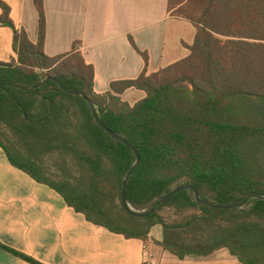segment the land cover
Returning <instances> with one entry per match:
<instances>
[{
    "label": "trees",
    "instance_id": "trees-1",
    "mask_svg": "<svg viewBox=\"0 0 264 264\" xmlns=\"http://www.w3.org/2000/svg\"><path fill=\"white\" fill-rule=\"evenodd\" d=\"M33 4L35 45L0 1V26L11 29L17 56L0 62V148L9 164L54 190L87 222L145 247L159 227L162 240L154 245L179 260L227 250L239 264H264V200L214 210L183 191L149 217L128 215L121 185L134 154L98 126L85 100L61 91L82 92L101 124L137 150L140 163L125 196L136 213L180 186L213 205L264 196V0H168V15L196 29L193 44L184 45L189 55L149 76L112 83L103 95L93 91V67L78 44L65 55L44 54L43 0ZM176 7L184 9L178 17L170 13ZM42 80V87L23 90ZM131 88L146 94L133 107L119 97ZM166 210L187 215L165 221ZM0 249L40 264L1 243Z\"/></svg>",
    "mask_w": 264,
    "mask_h": 264
},
{
    "label": "crops",
    "instance_id": "crops-1",
    "mask_svg": "<svg viewBox=\"0 0 264 264\" xmlns=\"http://www.w3.org/2000/svg\"><path fill=\"white\" fill-rule=\"evenodd\" d=\"M9 18L28 41L38 40V13L33 0H0ZM168 0H43V52L53 58L78 44L93 67V91L103 95L112 83L136 80L171 66L189 55L196 29L182 33L185 21L170 17ZM187 23V22H186ZM11 29L0 26V62L16 61ZM141 53L147 55V63ZM146 94L127 89L119 97L133 107ZM155 227L148 249L161 242ZM0 243L40 264H143L144 243L95 226L67 206L46 185L12 167L0 148ZM155 264H239L227 250L200 260H179L164 252ZM157 262V263H156ZM0 264H29L0 249Z\"/></svg>",
    "mask_w": 264,
    "mask_h": 264
},
{
    "label": "water",
    "instance_id": "water-1",
    "mask_svg": "<svg viewBox=\"0 0 264 264\" xmlns=\"http://www.w3.org/2000/svg\"><path fill=\"white\" fill-rule=\"evenodd\" d=\"M45 80H42V82L33 87V88H30V89H23V90H26V91H32L34 89H37V88H40L43 86ZM61 91L63 93H67V94H71V95H75V96H79L81 97L83 100H85L90 109H91V114L95 120V122L98 124V126L105 130L113 139L123 143L124 145H126L131 151L132 153L134 154L135 156V162L134 164L130 167V169L128 170L127 174L125 175V178L122 182V185H121V205H122V208L123 210L130 216H133V217H136V218H146V217H149L150 215H153L154 213L157 212V210L167 201L169 200L171 197H173L174 195L180 193V192H183V191H192L193 192V195H194V199L197 203L201 204V205H204V206H207L211 209H214V210H232V209H236V208H239L241 206H243L245 203H247L248 201L252 200V199H255V200H264V196H259V195H251V196H248L246 197L244 200H242L240 203L238 204H235V205H213V204H210V203H207L205 201H201L200 200V197H199V194L198 192L191 186H180L176 189H174L173 191H171L169 194L165 195L162 199H160L158 202H156L151 208L150 210H148L147 212H143V213H136L135 211H133L129 206L128 204L126 203V199H125V196H126V189H127V185H128V181L130 179V177L132 176L134 170L137 168V166L139 165L140 163V157H139V154L137 152V150L132 147L131 145H129L128 143H126L125 141H123L122 139H120L118 136H116L114 133H112L110 130H108L105 126H103L101 124V122L99 121L97 115H96V112H95V107L93 105V103L91 102V100L89 98H87L82 92L80 91H67L65 89H61ZM24 118L25 120L27 121V117L24 115Z\"/></svg>",
    "mask_w": 264,
    "mask_h": 264
},
{
    "label": "rangeland",
    "instance_id": "rangeland-1",
    "mask_svg": "<svg viewBox=\"0 0 264 264\" xmlns=\"http://www.w3.org/2000/svg\"><path fill=\"white\" fill-rule=\"evenodd\" d=\"M178 9L179 8L176 7L175 9H172L170 11V13L172 15H174V16H177V15L180 16V14L184 13V9L183 8H181L182 10L181 9L178 10ZM191 28L192 27H191V25L189 23L184 22L183 25L181 26L182 33L189 32L191 30ZM174 214H175L174 212H171V211L166 210V211H164L161 214V216L163 217V219L165 221H173V220H177V219H182V218H184V216L187 215V214H182L181 213L179 216H177V215H174ZM149 251L152 252V254L154 256V260L159 259V258L162 260L164 258L162 255H163V253L165 251L163 249H161L160 247H158V246L157 247L154 246L153 249L152 250L149 249ZM186 258H188L189 260H200L201 259L199 257H186Z\"/></svg>",
    "mask_w": 264,
    "mask_h": 264
},
{
    "label": "built area",
    "instance_id": "built-area-1",
    "mask_svg": "<svg viewBox=\"0 0 264 264\" xmlns=\"http://www.w3.org/2000/svg\"><path fill=\"white\" fill-rule=\"evenodd\" d=\"M143 264H155L154 256L147 247H143Z\"/></svg>",
    "mask_w": 264,
    "mask_h": 264
}]
</instances>
